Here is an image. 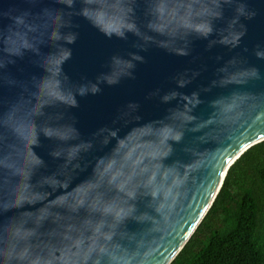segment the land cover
Returning a JSON list of instances; mask_svg holds the SVG:
<instances>
[{
  "label": "water",
  "instance_id": "obj_1",
  "mask_svg": "<svg viewBox=\"0 0 264 264\" xmlns=\"http://www.w3.org/2000/svg\"><path fill=\"white\" fill-rule=\"evenodd\" d=\"M262 141L264 0H0V264H171Z\"/></svg>",
  "mask_w": 264,
  "mask_h": 264
},
{
  "label": "trees",
  "instance_id": "obj_2",
  "mask_svg": "<svg viewBox=\"0 0 264 264\" xmlns=\"http://www.w3.org/2000/svg\"><path fill=\"white\" fill-rule=\"evenodd\" d=\"M171 264H264V141L230 167L208 213Z\"/></svg>",
  "mask_w": 264,
  "mask_h": 264
},
{
  "label": "clouds",
  "instance_id": "obj_3",
  "mask_svg": "<svg viewBox=\"0 0 264 264\" xmlns=\"http://www.w3.org/2000/svg\"><path fill=\"white\" fill-rule=\"evenodd\" d=\"M87 15V13H85ZM103 16V13L97 14V19ZM197 30L200 31L202 34H207L211 31L210 27L207 25H198L196 26ZM134 28V25L131 23H124L121 21L118 26H112L111 24L106 26V33L111 34L112 32H115L117 35H123L122 29L132 30ZM180 133L174 132L171 128H164L161 130V140L160 144H165L168 139L172 140H179L180 139ZM165 153H161L163 155Z\"/></svg>",
  "mask_w": 264,
  "mask_h": 264
}]
</instances>
